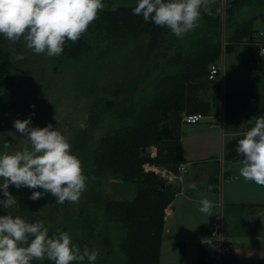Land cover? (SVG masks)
I'll return each instance as SVG.
<instances>
[{"label":"rangeland","instance_id":"374dc122","mask_svg":"<svg viewBox=\"0 0 264 264\" xmlns=\"http://www.w3.org/2000/svg\"><path fill=\"white\" fill-rule=\"evenodd\" d=\"M220 1L224 5L220 7L217 5L218 9L214 5L212 8L210 6L202 8L205 15L200 17L198 26L180 39H176L177 42H185V47L193 46L194 48L201 38L208 37L219 20L221 21V39H223L227 33L233 31L235 27L231 26L233 22L240 23L264 12V6L252 1L249 5L239 7L235 14L229 17L224 12L227 4L232 0H219L218 4ZM131 4L124 0H104L105 7L99 10V13L114 11ZM253 25L258 32L263 33L260 40L264 41V21L257 18L253 21ZM90 36L88 33L84 35L87 40V51L70 55L62 52L58 56L49 57L45 53L36 54L26 48L22 39L11 41L0 34L3 59L9 62L4 66L10 67L11 65L12 68H9L12 86L1 89L0 94L11 92L16 97L14 107L4 111L0 110V150L12 151L29 146L27 139L15 129L13 121L26 119L34 112L35 115L32 116L34 125L43 127L52 123L68 137L71 150L81 159L84 174L88 177L86 188L77 202L65 201L63 204H57L50 194L33 201L28 198L29 189L10 187L12 192L16 191L20 199L28 201L27 206L30 212L22 213L18 210L13 213L16 211L14 208L0 209L5 214L26 215L32 221L37 219L45 221L50 234L57 231H68L74 242L81 248L87 245L89 249L95 248L98 251L99 255L95 264H127V258L120 248L125 234L123 226L121 223L106 220L98 199H132L134 184L121 182L112 177L99 179L87 175L91 167V151L96 147L97 139L125 124L118 121L112 113L104 114L97 120L93 131L88 133V120L90 121L96 106L101 109L103 101L116 99L117 94L115 93L117 92L113 90L117 87L135 92L131 99L119 93L121 100H126L127 103L130 101L135 104L149 102L148 99L152 98L159 77L165 75L163 69L169 65L167 61L174 52L182 50L183 46L179 47L171 42L168 47L161 48L149 56V49L146 45L148 38L144 34L128 35L125 39L117 40V45L111 41L95 42L91 45ZM17 53H23L24 58L18 59ZM223 63V81L219 83L218 88L216 85L211 86L207 95L211 103V112L198 123H183L182 125V143L188 148L189 155L195 156L194 158L210 156L208 158L211 161L220 157L222 145L231 138V134L244 133L248 114H256L264 110L255 109V104L264 105V77L261 83H253L252 77L245 72L234 53H225ZM1 78L10 80V77L4 74ZM238 90L241 92L238 100H221V94ZM254 95L257 99L252 98ZM33 104L36 105L35 108L31 107ZM81 121L85 127L80 126ZM200 125L217 128L198 130ZM4 140L9 142L7 149L4 148ZM148 152L153 155L155 148L150 147ZM200 162L194 165L191 162L192 166L186 173L178 175L176 180L168 181V183L181 188L182 183L187 179H192L197 168L205 163L199 164ZM144 165L143 167H146ZM179 192L172 201V205L176 208L174 214L166 216L165 219L160 264H197L196 244L194 243V239L197 238V224L200 217H203L201 222L210 220L200 211L202 195H209V200L212 197H218L219 202V187L214 194L200 187L196 192L202 195L190 194L187 189L183 190L181 195H178ZM188 195H191V201L187 200ZM218 212L219 206L213 205V215ZM181 220L185 231L176 225ZM205 235L206 232L202 237ZM106 241H110V244H106ZM181 241H185L187 246L191 243L186 253L179 247V244H183ZM80 264H88V261L85 260Z\"/></svg>","mask_w":264,"mask_h":264},{"label":"trees","instance_id":"16d2710c","mask_svg":"<svg viewBox=\"0 0 264 264\" xmlns=\"http://www.w3.org/2000/svg\"><path fill=\"white\" fill-rule=\"evenodd\" d=\"M124 1L132 4L114 11L99 13L77 41L68 40L65 43L63 52L70 55L87 51V40L84 38L86 33L91 35V45L104 41L115 42L117 45V40L125 39L128 35L144 34L148 38L146 45L149 56L161 48L168 47L171 42L174 43L173 45L183 46L182 50L174 52L167 61L169 65L163 69L165 75L159 77L153 96L148 99L149 102L127 103L126 100H121L119 93L131 99L135 92L117 87L113 90L117 92L116 99L103 101L101 109L96 106L90 121L88 120L89 128H87V132L90 133L97 120L102 115L110 113L125 124L97 139L96 147L91 151V167L87 175L99 179L112 177L121 182L134 184L132 199H98V202L100 201L102 205L106 220L121 223L123 226L125 234L120 248L127 258V264H160L166 209L180 188L171 185L154 172H145L143 165L148 163L176 168L184 162L181 154L183 118L193 114H202L205 118L211 112V103L207 95L211 86L216 85L218 88L221 73L210 78L209 69L212 64L218 63L226 52L236 53L238 58L243 57L249 74L251 72L252 75H259L253 68H249L251 64L264 70V54L260 53L259 45L252 44L258 32L253 28V21L257 18L264 21V12L240 23L234 20L235 22L231 24L235 26L233 31L227 33L223 39H221L219 20L208 37L201 38L193 48V46L185 47V42L178 43L177 40L181 37H176L166 26H158L152 21H145L141 15L134 14L132 8L136 6L137 0ZM251 1L232 0L227 4L224 13L232 17L239 7ZM255 1L260 6H264V0ZM204 15L201 8V16ZM260 42L264 47V41L260 40ZM241 45L250 48L248 56L238 55ZM3 58L4 53L0 43V90L12 86V77L9 75L11 65L4 66L9 62H5ZM2 74L9 76L10 80L2 79ZM15 98L11 92L0 94V110L14 107ZM221 100H232V95L221 94ZM252 124L254 123L248 124L246 130ZM243 135L244 133L236 135L223 143L221 157L225 164L243 159L236 151L238 140ZM150 147L155 148L154 155L148 152ZM18 200L16 212L18 210L22 213L30 212L28 201L20 199L19 195ZM106 244H110V241H106ZM216 251L215 243L199 244L197 264H216L213 259L204 261L205 257ZM33 264H53V262L35 260Z\"/></svg>","mask_w":264,"mask_h":264},{"label":"clouds","instance_id":"9594fccd","mask_svg":"<svg viewBox=\"0 0 264 264\" xmlns=\"http://www.w3.org/2000/svg\"><path fill=\"white\" fill-rule=\"evenodd\" d=\"M203 3L204 0H137L132 11L145 21L166 26L180 38L198 26ZM104 7V0H0V34L11 41L22 39L25 47L36 54L58 56L68 40L75 42L87 31ZM17 58L23 59V53H17ZM34 115L33 112L26 119L13 121L29 146L0 150L2 209L19 204L10 187L29 189L28 198L33 201L50 194L57 204L77 202L86 188L88 177L68 137L52 123L34 125ZM80 126L85 127L83 121ZM8 143L3 141L5 149ZM236 151L243 157L240 175L264 186V115L254 117V124L238 140ZM189 187L195 188L196 184ZM213 205L205 197L200 201V211L208 213ZM98 255L95 248H81L68 231L50 234L43 220L33 222L23 215L0 214V264H33L35 260L53 264L87 260L95 264Z\"/></svg>","mask_w":264,"mask_h":264},{"label":"crops","instance_id":"0c3cea01","mask_svg":"<svg viewBox=\"0 0 264 264\" xmlns=\"http://www.w3.org/2000/svg\"><path fill=\"white\" fill-rule=\"evenodd\" d=\"M218 1L219 0H214V1L204 0V3L202 4L201 8H205L206 6H210V8H212V6L214 5V7L218 9L217 5H219V7L221 5H224L221 3V1L220 4H218ZM251 2H249L246 5L251 4ZM257 15L258 14L254 15L253 17ZM249 49L250 48L243 45L239 46L238 55L239 56L244 55V57L248 56L250 52ZM234 54L236 56V53ZM236 58L238 57L236 56ZM238 59L240 60L245 72L252 77L253 83H261L264 77V70L261 69L260 67H257L255 64H251L249 68H253L254 71L257 72L260 76L252 75L253 73L251 72L249 74L247 72L248 69L247 65L244 63V58L240 57ZM219 65L221 67L220 82H222L223 72H224L223 56L221 60H219ZM228 94H231L232 100L236 101L239 99L241 92L238 90ZM252 98L257 99L255 95ZM258 98H263V97H258ZM259 108L264 109V105L255 104V109L258 110ZM248 115L249 116H247L248 120L246 123V127L248 124L254 123L255 116L264 115V110L259 111L256 114H248ZM251 119L252 122L251 123L248 122ZM214 128L217 127H206L205 125H200L198 127V130L200 129L211 130ZM236 135L237 134L232 133L230 137L233 138ZM181 143H182V132H181ZM203 147H205V145ZM181 154L184 161H191L193 165L200 161H203L205 163L197 168L196 174L192 179H187L182 183L178 195L183 194V190L185 189L189 190L190 194L198 193L202 195V193L196 192L197 190H199V187L204 188L206 192H212L214 194L216 191H218V187L220 188L219 202H218V197L217 198L212 197L211 199V201L214 202V206L216 207L217 205L219 206V212L214 215L212 213V209L208 213L202 212L203 214L207 215L210 218V220L201 222L203 217H200L199 222L197 224V229H198V231L196 232L197 238L194 239L195 241L194 243L196 244V249H195L196 255L198 254V250H199L198 241L206 232L207 225L213 220V218L216 215L221 214L222 224H223V238L225 242L229 243L231 246L230 255L224 258L221 264H264V186L259 185L254 181L245 180L243 176L240 175L239 169L242 166L241 164L242 160H235L227 164L222 163L224 172L227 175V178H224L222 180L219 176L220 164H221L220 159L222 158L221 156L216 157L211 161H209L208 158L210 156H208L207 158H194L195 156L189 155L188 148H186L183 143H182ZM203 162H200L199 164ZM229 176H233V177L235 176V177L233 179H230L228 178ZM193 182L196 184V187L195 188L189 187V185L192 184ZM13 194L16 195V191L13 192ZM202 196L203 198L206 197L209 199V195H202ZM187 200L188 201L192 200L191 195L187 196ZM175 209L176 208L175 206L172 205V203L169 204L166 209V216H169L170 214H174ZM13 213H16V211H14ZM0 214H5V213H3V211L0 210ZM176 225L182 228L183 231H185V229L183 228L184 223L182 220L178 222ZM170 231L171 230H169V232ZM181 243L183 244H179V247L184 253H186V249L188 246H191V243L188 244V246L187 243H185V241H181Z\"/></svg>","mask_w":264,"mask_h":264},{"label":"built area","instance_id":"2783aa9c","mask_svg":"<svg viewBox=\"0 0 264 264\" xmlns=\"http://www.w3.org/2000/svg\"><path fill=\"white\" fill-rule=\"evenodd\" d=\"M214 1V0H210ZM262 32H258L254 36V40L252 44L259 45L260 53L264 54V47L260 42V37L262 36ZM221 71V67L219 63L212 64L209 69V76L210 78L214 77L216 74H219ZM201 119H203L202 114H193V115H186L183 118L184 123L187 124H195L198 123ZM221 160V168L220 174L223 175V166H222V159ZM192 166V163L187 161L179 164L176 168H168V167H156L154 165H146L149 169H156L159 175L165 179L166 181H174L176 180L177 176L180 174H184L188 171V168ZM230 179L234 177L230 176ZM217 244V251L216 253L211 254L210 256L205 257L204 261L208 262L210 259H213L216 264H221L222 260L230 255L231 253V246L227 242H225L223 238V224H222V217L221 214L216 215L213 220L207 225L206 227V235L199 240L200 245H211Z\"/></svg>","mask_w":264,"mask_h":264},{"label":"bare ground","instance_id":"6f19581e","mask_svg":"<svg viewBox=\"0 0 264 264\" xmlns=\"http://www.w3.org/2000/svg\"><path fill=\"white\" fill-rule=\"evenodd\" d=\"M263 34V33H262ZM221 62V61H220ZM219 63V62H218ZM220 73H221V71H220ZM155 154V153H154ZM153 154V155H154ZM222 159V158H221ZM220 163H221V160H220ZM222 163H224L223 162V160H222ZM148 163H146L144 166H146ZM225 164V163H224ZM148 165H153V164H148ZM154 166H156V165H154ZM156 167H159V168H162V167H160V166H156ZM220 168H221V164H220ZM223 168V167H222ZM143 170L145 171V172H154V173H156L157 175H159V173H158V171L156 170V169H149V168H147V167H143ZM223 171H224V169H223ZM160 176V175H159ZM219 176H220V178L223 180L224 178H227V175L225 174V172L223 173V175L221 176V174H219ZM161 177V176H160ZM230 177V176H229ZM228 177V178H229ZM233 177V176H232ZM165 180V179H164ZM166 181V180H165ZM229 244V243H228ZM226 258V257H225ZM223 261V260H222Z\"/></svg>","mask_w":264,"mask_h":264},{"label":"water","instance_id":"95a60500","mask_svg":"<svg viewBox=\"0 0 264 264\" xmlns=\"http://www.w3.org/2000/svg\"><path fill=\"white\" fill-rule=\"evenodd\" d=\"M163 185V184H162ZM18 207V206H17ZM17 207L14 208V210H17Z\"/></svg>","mask_w":264,"mask_h":264},{"label":"flooded vegetation","instance_id":"af4514ba","mask_svg":"<svg viewBox=\"0 0 264 264\" xmlns=\"http://www.w3.org/2000/svg\"><path fill=\"white\" fill-rule=\"evenodd\" d=\"M0 210H2V209H0Z\"/></svg>","mask_w":264,"mask_h":264}]
</instances>
